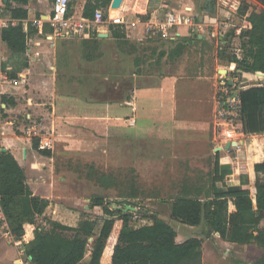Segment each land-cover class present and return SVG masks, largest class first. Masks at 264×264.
<instances>
[{"label":"rangeland","instance_id":"374dc122","mask_svg":"<svg viewBox=\"0 0 264 264\" xmlns=\"http://www.w3.org/2000/svg\"><path fill=\"white\" fill-rule=\"evenodd\" d=\"M190 1L194 5L195 17L205 16L207 24L212 23L211 14H216L219 22L223 20L225 12L212 8L215 6V0H209L206 8L203 6V0ZM184 2L187 0H148L146 3L144 0H139L138 7L146 4L148 7L146 18L152 17L150 15L155 11L153 17L162 23L165 18L164 9L176 12L185 4ZM44 4L45 2L40 3L39 7L46 13L51 8L52 0H48L45 6ZM245 4L249 7L248 12L263 9V6L255 0H241L240 8ZM75 5L76 2L73 3V10L76 9ZM109 8L110 5L107 8L100 7L109 23H116L119 17L111 19L108 15ZM188 14L185 13V15ZM229 20L233 27L240 29L242 26L243 19L239 15L230 17ZM121 29L125 33L124 28ZM187 30L186 37L197 32L194 27L187 28ZM242 30H239V35ZM218 31L220 34L218 32L217 38L225 39L227 32L223 33V27ZM143 38L142 42L135 45L127 43L125 45L121 43L123 41H116L114 46L123 55H130L132 52L131 56L128 55L132 61L135 57L138 58V70L142 71L140 72L142 81L137 83V86L141 85L160 91L157 94L162 93L160 95L162 99L164 93L160 78L174 76L173 78L177 81L187 80V77L197 79L191 85L186 83L179 86L177 84L173 90L171 97H173L174 115L172 118L164 122L161 118H153L152 114L144 110L137 113L136 108L131 105L130 116L124 118L126 130H128L125 135L109 140L89 139L86 144H78V147L70 153L61 149L54 158L56 167L52 186L40 187L38 192L50 195L53 204H59L77 212L69 218H58L65 225L73 226H77L79 221L85 218L103 217L102 210L98 207L86 208L88 213H83L81 206H89L93 197H103L105 205L115 209L120 204H124V197L134 193V199L130 201L131 207L135 208V212H132L135 214L131 217L132 227L151 224L152 219L156 218L171 225L179 241H185L191 237L201 238V264L254 263L264 254V249L253 243H230L222 240L216 233L206 237L207 229L204 224L192 227L174 221L170 217V210L174 198L187 194V186L191 184L210 185L214 177L216 160L220 167L222 159L220 155L216 156L215 149L219 147L223 139L222 131L226 127L224 121H228V127L239 126V120L234 113L233 97L243 86L258 83L263 78L260 79L236 69V63L231 60L233 56L241 57L239 41H235L234 44L229 41L221 48L214 45L212 51L207 52L202 59L200 52L193 47L188 54L170 60L166 57L161 58L159 53L168 52L172 47V42L161 35L155 25L144 33ZM31 40L32 37L28 44ZM62 45L67 48L63 56L69 54L70 57L72 54V59L85 55L82 50L88 48L87 44L78 40L67 41ZM3 50L0 44V56L6 58L10 52L8 49ZM124 60L127 61V59ZM199 77L207 80L203 82ZM125 79L129 80V77ZM208 85L213 88H209ZM112 93L114 96L124 97L128 102L132 100L131 97L134 94L133 90L120 92L119 89ZM160 98L156 96L155 100H161ZM224 104H226L225 107ZM219 111L231 113L220 117ZM19 112L16 114H19V118L22 119L20 114H23V111ZM208 112H210V117H207ZM190 120H193L192 123ZM241 136L238 138H242ZM219 148L222 153L221 147ZM232 156L233 153L230 158ZM250 190L254 197L253 187ZM42 218H38L35 225L40 229L49 230L52 222L51 216L46 213ZM259 228L264 229V225L261 227L259 225ZM26 231H30L29 227ZM63 234L72 236L73 232L67 231ZM27 239L28 236H23L21 240L6 239L9 240L11 246L16 248L17 259L23 264H30L26 254L29 244ZM94 241L93 237L88 239V251L83 262L88 261ZM112 244L114 243L110 241L109 245ZM209 251L206 258L203 257V252Z\"/></svg>","mask_w":264,"mask_h":264},{"label":"crops","instance_id":"0c3cea01","mask_svg":"<svg viewBox=\"0 0 264 264\" xmlns=\"http://www.w3.org/2000/svg\"><path fill=\"white\" fill-rule=\"evenodd\" d=\"M144 1L146 3L148 0ZM42 2L46 4L48 0H31L27 4L29 7H26L28 11L27 22L33 24V22L41 20L43 26L41 30H38L33 25L36 33L31 36L32 40L27 45L25 54L18 56L9 53L6 58L0 56V72L6 75L13 73L18 77V80L8 78L0 86V152H2V149L9 151L23 169L32 194L49 201L45 212L38 218L43 219L42 217L48 213L51 216V221L64 224L58 218H69L76 215L77 212L62 205L53 204L50 195L47 193L43 195L38 192L40 187H50L54 182L56 167L54 158L56 153L61 149L70 153L78 147V144H86L89 139L109 140L125 135L128 130H126L127 126L124 118L130 116L131 105L136 108L137 113L144 110L152 114L153 118H161L162 121L170 120L174 115L173 97H171L173 90L177 84L179 86L186 83L191 85L197 79L187 77V80L180 79L177 81L173 78L174 76L160 78V84L163 86L162 92L164 93L162 99L160 98L162 93L157 94L160 91L141 85L137 86V83L142 81V75L140 74L142 71L138 70L139 61L137 64L134 62L138 58L133 57L134 60L132 61L129 57L132 52L130 55L127 53V55H123L121 51L114 47L116 41L119 40L111 36L109 25L99 26L94 31L97 34L96 36L90 35L83 39H57L54 46H50L43 35V33L50 30L46 24L50 10L48 9L46 13L43 12L39 7ZM74 2H76V9L73 10L72 4L73 12L76 16L82 15L86 0H75ZM138 2L139 0H122L120 7L117 8L116 16L111 18L117 19L119 17V22H122L121 28H124L126 36L125 40L121 42L122 44L135 45L142 42L147 28L157 19L153 17L155 11L151 13L150 16L152 17L146 18L148 7L145 4L139 8ZM184 3L181 9L174 13L187 14L194 12L192 1L187 0ZM203 6L206 8L208 3L203 2ZM212 8L216 9L215 6ZM110 10L111 8L108 9L109 17ZM6 11L10 15L7 8ZM166 11L173 10L164 9V14ZM210 16L213 19L217 15L214 14L213 16L211 14ZM212 22L214 21L212 20ZM210 26L211 28L208 27L206 30V35L197 36V39L207 40L212 46L218 45V47L223 39L219 40L217 38L220 34L218 30L221 27H223V33L227 32L223 40H226L227 43L231 41L233 44L235 41H239V30H244L247 27L244 20H242L240 29L233 27L230 20L227 26L230 27L229 30L220 22L218 25ZM177 31L179 35L174 40L170 39V42H174L180 37H186L188 34V30L184 26H179ZM72 40L83 41L84 44L88 45L87 49L82 50L85 55L74 59H72V54L70 57L69 54L63 56L67 48L62 43ZM0 44L2 49L4 48L3 51H5L7 49L5 43L1 42ZM111 47L115 49H111ZM61 55L62 57H60ZM162 57L167 58V56ZM124 59H127V61L125 62ZM125 77H129V80H126ZM199 78L203 82L207 80L203 77ZM213 85L215 86V84ZM210 87L213 88V86ZM118 89L120 92L122 90H133L132 100L128 102L120 95L114 96L112 91ZM156 96L161 100H155ZM3 97L8 100L6 103L2 100ZM21 110L23 111V114H20L22 119L19 118V114H16L20 113ZM207 117H210V112H208ZM192 121L190 120L191 123ZM31 126H35L38 135H47L52 138V149H46L50 151V157L41 155L38 148L35 149L32 146L33 140L36 139L28 134ZM241 135L242 138L237 140V143L242 146L239 153L222 152L224 153L222 154L220 151L218 152L222 157L220 171L221 174H224V182L217 184L219 191H226L232 186L239 185L241 176L247 178L248 187L252 188L255 181L253 167L256 163L264 162V134L244 135L241 132ZM249 144L252 146L254 161L252 171L246 166L247 146ZM232 153L233 156L230 158ZM252 193L254 195V192ZM90 204L89 206H81L83 213H88L86 208L98 207H91ZM98 208L101 209V207ZM261 225H264V219L260 222V227ZM35 226L24 225V236H28L26 241L29 242L30 233ZM27 227L30 229L29 232L26 231ZM216 235L219 234L216 233ZM11 238L14 239L10 235L8 225L0 212V264H23L17 259L16 248L11 246L9 240H6ZM180 241L176 238V242L180 243ZM222 243L228 244L227 242ZM208 253L210 251L203 252V257L206 258ZM28 260H30L29 257Z\"/></svg>","mask_w":264,"mask_h":264},{"label":"trees","instance_id":"16d2710c","mask_svg":"<svg viewBox=\"0 0 264 264\" xmlns=\"http://www.w3.org/2000/svg\"><path fill=\"white\" fill-rule=\"evenodd\" d=\"M29 1L31 0H7L5 3L11 17L18 20L14 27L0 31V43H5L12 55L25 54L31 36L36 33L33 24L27 22L26 5ZM74 1L69 2L70 11ZM111 1L86 0L82 16L92 18L96 8H107ZM255 1L263 9L248 12L249 7L245 4L238 11L247 27L239 35L241 57L233 56L231 60L236 63L237 70L263 78L262 81L245 85L238 91V120L244 135L264 134V0ZM109 30L114 39L125 40V33L119 24H109ZM193 47L200 52L201 59L212 51L209 41L197 39L194 34L172 42L170 50L161 52L160 57L167 56L170 60H175L188 54ZM138 61L135 59V64ZM7 77L18 80L13 73L7 74ZM2 100L5 103L8 101L4 97ZM32 146L37 149L36 140H33ZM247 149L246 166L252 171V146L249 144ZM39 152L50 157L49 150ZM253 169L254 198L245 176H241L239 185L219 191L217 184L224 182V174H221L216 160L210 185L187 186V194L178 196L171 202L170 217L192 227L204 224L207 229L206 237L217 233L222 240L230 243H253L264 249V229L259 228L264 219V162L256 163ZM133 195L135 196L134 193ZM133 195L124 197V204L115 209L105 205L103 197H93L91 204L101 207L103 217L85 218L77 226L52 221L49 230L40 229L35 226V221L45 212L49 201L33 195L16 159L9 151L0 152V212L15 240H21L25 235L24 225L35 226L26 248L27 257H31L30 264H201V238L191 237L178 243L174 228L153 217L151 224L140 227L130 225L134 213L125 211V206L132 205L130 201L134 199ZM67 231L73 232V235H64ZM91 237L95 241L88 261L83 262L88 251V239ZM110 241L114 243L111 246ZM251 264H264V254Z\"/></svg>","mask_w":264,"mask_h":264},{"label":"built area","instance_id":"2783aa9c","mask_svg":"<svg viewBox=\"0 0 264 264\" xmlns=\"http://www.w3.org/2000/svg\"><path fill=\"white\" fill-rule=\"evenodd\" d=\"M69 2L70 0H53L51 4V8L46 20V24L50 28V30L46 33H43L45 40H47L50 46H54L55 41L57 39H73V38H86L97 30L99 26L109 25L108 18L105 17L102 9L96 8L92 18L86 19L82 15L76 16L75 13L69 10ZM205 3H208L209 0H204ZM241 0H215V8L217 10H221L225 12V16L223 20L220 22L224 27L228 26V21L230 17H234L238 15V11L240 9ZM164 22L160 23L157 19L151 24L147 31H149L153 25L156 26V30L163 35L166 39H174L176 38L179 33L177 28L179 26H184L186 28L194 27L196 29L197 36L201 34L206 35V30L210 25H218V18H211V21L214 22L208 23L206 22L205 16L203 20L200 22L198 17H195L193 13H189L185 15L183 13H174L173 11H166L164 14ZM244 20V19H243ZM18 20L13 19L9 14H7L6 7H5V0H0V31L7 29L9 27H14L17 25ZM122 22L117 20L114 24H120ZM244 24L247 23L244 20ZM33 25L38 29L41 30L43 26V22L41 20H37L33 22ZM211 27V26H210ZM146 31V32H147ZM42 34V32H40ZM96 34V33H95ZM97 35V34H96ZM95 35V36H96ZM226 40H221L219 43V48L226 45ZM8 77L6 74L0 72V86L3 82H6ZM239 91V90H238ZM238 91L233 97L234 102V113L235 116H239V100H238ZM228 103V102H227ZM226 104H224V107ZM223 107V106H222ZM0 110H1V103H0ZM231 112H220V117H223L225 114ZM233 113V112H232ZM232 115V114H230ZM1 117V111H0ZM225 122V128L222 131L221 143L219 147L225 153L233 152L239 153L241 151V146L237 143V140L240 137V125L236 128L228 127V121ZM230 122V121H229ZM132 123V122H131ZM239 131V132H236ZM28 134L37 140V148L38 150H46L52 149L53 147V140L47 135H38L35 126H31L28 130ZM229 145L228 150H224L227 144Z\"/></svg>","mask_w":264,"mask_h":264},{"label":"water","instance_id":"95a60500","mask_svg":"<svg viewBox=\"0 0 264 264\" xmlns=\"http://www.w3.org/2000/svg\"><path fill=\"white\" fill-rule=\"evenodd\" d=\"M121 1L122 0H112L111 1V4H110V8L111 9H113V8H119L120 7V5H121ZM5 2H7V0H5ZM213 16H214V14H212ZM198 20L201 22L202 20H203V17L202 16H199L198 17ZM225 72V71H224ZM229 143L225 146V148H224V150H228V148H229ZM2 152H4L5 151V149H2L1 150ZM220 151V148L218 147V148H216L215 149V154L216 153H218ZM253 202H255V200H253ZM125 211H130V212H135V208L134 207H131V206H129V205H126L125 206ZM146 216V215H145ZM154 215L152 214V217H153ZM29 259H31V257L29 256ZM241 264H243V263H241Z\"/></svg>","mask_w":264,"mask_h":264},{"label":"bare ground","instance_id":"6f19581e","mask_svg":"<svg viewBox=\"0 0 264 264\" xmlns=\"http://www.w3.org/2000/svg\"><path fill=\"white\" fill-rule=\"evenodd\" d=\"M118 11L117 8H113L110 10V18H114L116 16V12ZM242 144V142H241Z\"/></svg>","mask_w":264,"mask_h":264}]
</instances>
